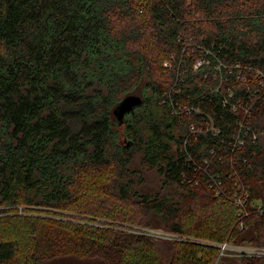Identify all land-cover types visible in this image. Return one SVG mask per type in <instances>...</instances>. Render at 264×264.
<instances>
[{
	"label": "trees",
	"instance_id": "obj_1",
	"mask_svg": "<svg viewBox=\"0 0 264 264\" xmlns=\"http://www.w3.org/2000/svg\"><path fill=\"white\" fill-rule=\"evenodd\" d=\"M256 71L264 0H0V264H215L218 243L264 245V212L240 219L209 187L238 175L246 209L264 201ZM243 93L258 137L239 149ZM205 114L216 136L189 130Z\"/></svg>",
	"mask_w": 264,
	"mask_h": 264
},
{
	"label": "built area",
	"instance_id": "obj_2",
	"mask_svg": "<svg viewBox=\"0 0 264 264\" xmlns=\"http://www.w3.org/2000/svg\"><path fill=\"white\" fill-rule=\"evenodd\" d=\"M203 61L206 60H197L193 64V68H197ZM168 63H164V66H168ZM255 76L259 77L256 79L257 85H258V91L260 88H264V76L259 74V72H255ZM219 89L225 88V85L223 84L221 87H218ZM228 91V96H232L231 88H226ZM231 98V97H230ZM257 96H253L251 94L246 95V93L241 94L240 96L236 97L234 101H231L229 103V106L232 110L235 112L242 113L239 117L240 123V130L232 137L234 143L238 146L239 149L242 148V146L245 143L244 136L248 137L251 140H254L256 137H258L257 130L253 127L251 128V110L253 108H256L257 103ZM226 104L227 101L225 100ZM181 109V108H180ZM189 109L187 108H183ZM183 110V111H184ZM254 129V130H253ZM189 130L194 134H206L210 133L214 136H216L220 128L215 125L213 122V118L210 114H205L200 117V119L196 123H190ZM241 134L243 136H241ZM236 146V147H237ZM231 163L234 165L235 162L231 161ZM232 175H227L224 178H229L231 181H234L235 186L238 187L237 191H234L231 193L227 187L226 184L223 182V179L220 178V175H211L210 180L211 184H209V187H212L215 192V196L221 195L226 196V198L230 199L232 203L235 205L237 214L240 215V219H242L244 216L248 215L249 212H264V201L261 197H257L255 199H251L249 204V210L246 209V204L248 202V199L250 198L249 195V188H248V180L245 178H240L238 175L235 177H231ZM225 179V180H226ZM229 180V181H230ZM236 180V181H235ZM227 181V180H226ZM239 227L243 228L244 224L242 221H239ZM131 231L134 232H140L145 233L148 235H154L163 237L166 239H175V240H184L186 237L177 235L174 233L165 232L162 230H156L150 227H131ZM190 240V239H187ZM220 248V253L223 254L225 251L230 252L231 255L237 256V257H247V258H264V245H248V244H235L232 242H224L221 244H217Z\"/></svg>",
	"mask_w": 264,
	"mask_h": 264
},
{
	"label": "water",
	"instance_id": "obj_3",
	"mask_svg": "<svg viewBox=\"0 0 264 264\" xmlns=\"http://www.w3.org/2000/svg\"><path fill=\"white\" fill-rule=\"evenodd\" d=\"M140 102L141 98L139 96L133 94L127 95L113 109V113L118 119V121L121 122L124 114L131 111Z\"/></svg>",
	"mask_w": 264,
	"mask_h": 264
},
{
	"label": "rangeland",
	"instance_id": "obj_4",
	"mask_svg": "<svg viewBox=\"0 0 264 264\" xmlns=\"http://www.w3.org/2000/svg\"><path fill=\"white\" fill-rule=\"evenodd\" d=\"M122 140L124 141L123 138H121V141ZM156 230H159V229H156ZM249 234H250L249 229H246L243 231V236H248ZM68 260H70V259H67V261ZM69 264H72V262H69ZM215 264H240V261H239V258L237 256H233L230 254V252L225 251L223 254H219V258L216 260Z\"/></svg>",
	"mask_w": 264,
	"mask_h": 264
}]
</instances>
